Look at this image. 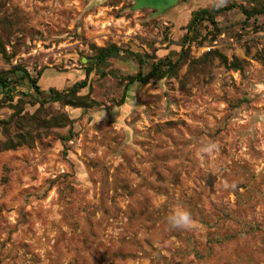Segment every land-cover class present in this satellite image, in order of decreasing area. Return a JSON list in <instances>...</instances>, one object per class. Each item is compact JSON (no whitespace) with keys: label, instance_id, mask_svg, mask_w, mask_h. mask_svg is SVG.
<instances>
[{"label":"rangeland","instance_id":"374dc122","mask_svg":"<svg viewBox=\"0 0 264 264\" xmlns=\"http://www.w3.org/2000/svg\"><path fill=\"white\" fill-rule=\"evenodd\" d=\"M239 7L264 0H0V70L46 93L92 68L97 103L0 104V264H264V14ZM158 60L177 66L128 83Z\"/></svg>","mask_w":264,"mask_h":264},{"label":"trees","instance_id":"16d2710c","mask_svg":"<svg viewBox=\"0 0 264 264\" xmlns=\"http://www.w3.org/2000/svg\"><path fill=\"white\" fill-rule=\"evenodd\" d=\"M239 10L244 15L246 21L257 15L264 14L262 8L244 9L243 7H239ZM202 22L215 25L212 10L205 8L191 14V18L185 28L186 33L182 37V47L191 42L189 35L192 32L196 33L197 26ZM93 50L94 55L92 56V64L96 68L103 67L108 59L118 56L119 53V49L114 45L104 48H93ZM0 55L4 59H9L2 42H0ZM137 60L139 65H141L143 62L142 59L137 57ZM223 63L227 64V61L223 59ZM176 66L177 62L172 63L169 60H158L151 65L147 74L142 75L138 72L135 76L128 77L126 80L129 84L134 82L146 84L151 79H162L164 76L170 74ZM229 66L234 70L239 69L235 62H231ZM91 71L92 68L86 69L85 79L82 82L75 83L70 88L62 91L49 89L44 93L37 85L40 71L36 73V77H32L25 68L20 65H12L7 71L0 70V104H12L16 99L14 105L10 107L14 110L15 115H17L18 121H22L20 113L24 100L30 98L35 99L40 104H43V102H51L84 110L91 109L96 107L97 103L89 99L88 96L79 95V91L87 86L86 80ZM121 102V104H123V101Z\"/></svg>","mask_w":264,"mask_h":264},{"label":"clouds","instance_id":"9594fccd","mask_svg":"<svg viewBox=\"0 0 264 264\" xmlns=\"http://www.w3.org/2000/svg\"><path fill=\"white\" fill-rule=\"evenodd\" d=\"M167 224L174 229H186L194 223L189 211L182 207H176L166 218Z\"/></svg>","mask_w":264,"mask_h":264}]
</instances>
